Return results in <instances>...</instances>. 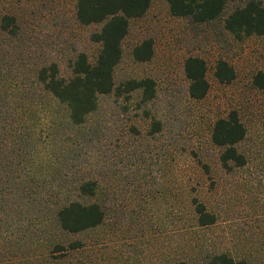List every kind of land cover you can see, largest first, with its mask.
<instances>
[{"label":"rangeland","instance_id":"obj_1","mask_svg":"<svg viewBox=\"0 0 264 264\" xmlns=\"http://www.w3.org/2000/svg\"><path fill=\"white\" fill-rule=\"evenodd\" d=\"M74 1L22 0L18 10L27 60L55 61L62 77L70 75L69 60L76 50L86 51L90 59L96 52V44L88 39L95 25L76 21ZM145 36L153 39V54L135 61L130 45ZM188 55H198L206 64L208 90L200 99L186 92L182 61ZM218 58L234 69L228 83L213 75ZM24 68L27 74L30 64ZM257 69H264V33L238 39L222 29L220 21L193 26L170 15L164 0H151L144 15L129 20L113 75L116 82L152 77L154 98L137 105L138 92L128 98L100 95L97 109L87 116L88 167L97 181L90 199L102 204L103 222L72 235L83 238L86 247L59 261L43 236L48 217L44 209L15 201L11 210L10 200L1 198L0 264H173L180 258L196 264L208 250L264 264V89L251 84ZM37 99L44 139L46 132L57 129L50 126H57L58 106ZM229 109L237 111L246 128L236 143L245 162L226 170L209 130L212 120ZM153 115L161 126L150 133ZM83 145L78 143V148ZM193 195L215 214L213 223L195 224Z\"/></svg>","mask_w":264,"mask_h":264},{"label":"trees","instance_id":"obj_2","mask_svg":"<svg viewBox=\"0 0 264 264\" xmlns=\"http://www.w3.org/2000/svg\"><path fill=\"white\" fill-rule=\"evenodd\" d=\"M164 1L170 15L182 17L193 26L220 21L222 29L238 39L264 33L262 0ZM21 3L22 0H0V199L10 200L11 210L19 201L38 210L42 207L48 216L42 227L46 246L57 251V260L63 261L64 256L86 247L83 238L72 235L90 231L105 217L102 204L90 199L97 192V181L88 167L92 163L91 152L86 150L87 116L97 109L100 95L128 98L138 92L139 105L156 94V83L150 76L127 77L116 82L113 75L122 56V40L129 20L144 15L151 0H75L76 21L95 25L88 39L96 44V52L90 59L86 51L76 50L69 60L67 77L58 74L55 61L27 60V49L22 46L25 31L18 13ZM152 54L150 36L130 45L129 55L135 61L149 60ZM27 63L30 68L26 74ZM205 71V61L198 55H188L182 61L186 92L193 99L204 97L208 90ZM234 74L227 60L215 61L213 75L217 81L228 83ZM251 84L264 89V69L252 74ZM37 97L58 106L57 126H50L57 129L46 132L44 139L38 128ZM150 125L149 132L154 133L161 122L153 115ZM261 125L264 129V116ZM245 132L235 109L212 120L209 138L219 147L218 161L224 169L244 164L245 156L237 150L236 143ZM82 142V149L78 148ZM202 166L208 172V166L205 163ZM48 196L57 198L47 201L44 197ZM190 204L197 226L215 221V214L196 195L191 196ZM21 211L22 208L18 209V214ZM173 264L191 263L180 258ZM196 264H248V261L224 250H208Z\"/></svg>","mask_w":264,"mask_h":264}]
</instances>
